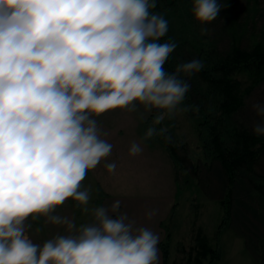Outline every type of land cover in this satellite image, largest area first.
Instances as JSON below:
<instances>
[{
  "label": "clouds",
  "instance_id": "1",
  "mask_svg": "<svg viewBox=\"0 0 264 264\" xmlns=\"http://www.w3.org/2000/svg\"><path fill=\"white\" fill-rule=\"evenodd\" d=\"M156 0H0V264H159V236L137 226L120 202L91 205L83 182L114 145L98 117L113 110L155 115L128 155L144 142L167 139L166 126L179 112L191 85L182 77L200 72L199 59L164 65L177 48L160 43L169 30ZM219 0H193L195 21H214ZM206 34L207 29H201ZM251 108L264 137V102ZM141 114V119H143ZM71 199L87 223L76 225L56 210ZM156 209L147 211L152 219ZM64 226L44 243L27 234L31 221ZM40 231V229H37Z\"/></svg>",
  "mask_w": 264,
  "mask_h": 264
},
{
  "label": "rangeland",
  "instance_id": "2",
  "mask_svg": "<svg viewBox=\"0 0 264 264\" xmlns=\"http://www.w3.org/2000/svg\"><path fill=\"white\" fill-rule=\"evenodd\" d=\"M188 1L171 6L166 4L159 10L158 13L169 22L165 42L171 40L177 44V48L183 45L186 50H193L211 41L223 53L230 49V33L235 24L246 26L241 40L243 46L248 47L255 40L264 41V0H219L225 7L214 21L205 25L194 20L191 12L193 0ZM202 28L207 29L206 34H202ZM175 52L176 49L171 54L172 59L176 58ZM255 102H264V80L246 96V104L236 116L239 124L250 129L261 119L251 108ZM186 106L185 98L181 107ZM154 115L155 111L144 113L141 106L136 113L117 109L97 118L103 131L108 133L105 139L114 145L107 159L114 161L117 168L114 174H109L102 161L89 172L83 183L93 188L91 205L101 206L102 200L111 195L106 192L107 187L111 185L115 191L120 176L131 192L136 188L149 191L155 186L165 185L168 180L174 181L176 203L164 223L163 242L169 244L166 264H198L189 256H193L199 230L208 237L220 255L213 263L210 261L211 255H208L202 264H264V194L246 181H238L232 193L233 214L230 219L225 217L221 199L228 185L220 163L203 146L199 125L204 120L203 116L194 115L189 110L179 112L173 119L166 118L161 125H157V128L166 126V136L175 144L182 145L179 154L187 156L190 160L188 163L175 162L163 143V136L144 142L141 155H128L131 142L141 140ZM263 169L264 155L258 170ZM118 172L120 176H117ZM118 187L122 188V185ZM56 212L73 219L77 226L91 219L83 215L71 199ZM29 222L32 227L27 234L41 245L54 235L65 232L64 226L46 224L44 218Z\"/></svg>",
  "mask_w": 264,
  "mask_h": 264
},
{
  "label": "trees",
  "instance_id": "3",
  "mask_svg": "<svg viewBox=\"0 0 264 264\" xmlns=\"http://www.w3.org/2000/svg\"><path fill=\"white\" fill-rule=\"evenodd\" d=\"M187 1L156 0L157 6L152 11L158 13L166 4L171 6ZM245 30V24H235L230 33L231 46L226 52H220L211 41L193 50H186L180 45L176 48V58L172 59L170 55L164 65L168 72H172L178 64L193 59H199L204 64L200 72L182 78L191 85L186 94L188 106L199 108V111L190 112L204 117L199 124L203 146L220 163L226 178L228 187L221 203L228 219L233 214L232 193L238 181H246L264 194V169L258 170L264 155V137L254 135L252 129L239 124L236 118L246 104V96L264 80V41L255 40L250 46H243L241 40ZM165 40L166 36L159 42L164 43ZM163 143L175 162L184 164L190 161L187 156L179 154L182 145L175 144L168 137H163ZM256 179H260V182ZM169 237L168 232L167 239ZM196 239L193 256H189V259L194 258L196 263L202 264L208 255H211V263L220 258L218 249L210 244L208 237L200 230ZM160 245L166 264L169 244L162 241Z\"/></svg>",
  "mask_w": 264,
  "mask_h": 264
},
{
  "label": "crops",
  "instance_id": "4",
  "mask_svg": "<svg viewBox=\"0 0 264 264\" xmlns=\"http://www.w3.org/2000/svg\"><path fill=\"white\" fill-rule=\"evenodd\" d=\"M167 165L170 168L168 163ZM117 176H120V172L117 173ZM120 179H122L121 176L117 178L116 183H118V185L115 191L113 186L110 185V188L107 187L108 189L106 192H110L111 195L108 194V196L102 200L101 206H110L112 203L119 201L121 213H126L130 220L135 221L137 226L147 227L158 234L159 264H164L163 251L160 243L164 241L165 238L164 223L171 215L176 203V188L174 186V181L168 180L165 185L162 183L163 185L155 186L149 191L144 188L141 189L143 191H140L136 188L131 192L128 186H126L124 179ZM104 182L107 183L106 181ZM121 185L122 188H119L118 186ZM152 209H156L157 213L149 220L146 217V213Z\"/></svg>",
  "mask_w": 264,
  "mask_h": 264
}]
</instances>
